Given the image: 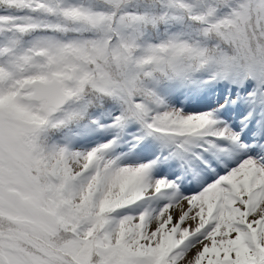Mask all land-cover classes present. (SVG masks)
I'll return each instance as SVG.
<instances>
[{"label":"snow or ice","instance_id":"1","mask_svg":"<svg viewBox=\"0 0 264 264\" xmlns=\"http://www.w3.org/2000/svg\"><path fill=\"white\" fill-rule=\"evenodd\" d=\"M0 264H264V0H0Z\"/></svg>","mask_w":264,"mask_h":264}]
</instances>
